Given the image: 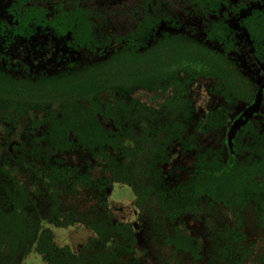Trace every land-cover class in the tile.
<instances>
[{
  "label": "flooded vegetation",
  "instance_id": "af4514ba",
  "mask_svg": "<svg viewBox=\"0 0 264 264\" xmlns=\"http://www.w3.org/2000/svg\"><path fill=\"white\" fill-rule=\"evenodd\" d=\"M136 1L0 0L5 232L22 220L37 237L23 263L31 253L48 263L35 249L45 230L56 264H209L216 253L264 264V0H208V52L222 60L208 76L195 56L157 62L150 45L157 31L147 47L112 39L89 48L74 46L72 31L52 30L55 6L78 4L108 9L107 17L89 16L91 30L100 22L101 36L106 24L125 34L131 21L123 12ZM173 3L183 10L186 1ZM25 6L45 15H27ZM197 11L179 15L180 26L163 20L160 27L206 38ZM247 19L261 23L255 36ZM212 21L228 30L224 41L209 38ZM119 52L146 54L123 69H145L138 74L145 77L121 81L128 75L120 72L107 91L106 61L124 58ZM192 174L196 187L208 181V192L198 189L195 206L186 207L188 193L174 188ZM219 181H237L239 189H213ZM65 231L62 244L56 232Z\"/></svg>",
  "mask_w": 264,
  "mask_h": 264
},
{
  "label": "trees",
  "instance_id": "16d2710c",
  "mask_svg": "<svg viewBox=\"0 0 264 264\" xmlns=\"http://www.w3.org/2000/svg\"><path fill=\"white\" fill-rule=\"evenodd\" d=\"M186 3L182 5L183 10H177L174 7L173 0H137L132 7L126 8L123 14H126L131 23L128 27L125 34L115 33L114 28H110V24H104L103 26V36L100 33L101 23H97V29L91 30L92 19L89 16H99L107 17L108 9L105 8L103 12L100 10H91L86 6H80L75 4L63 5L58 4L55 7L52 17V30L57 33H65L72 31V39L75 41L74 46H88L89 48H104L109 45L112 39L115 42L123 41V47L125 48H137V47H147L153 46L156 48L154 51L155 58H158L160 64H163L165 61L171 60L179 64H182L185 59L196 57L195 63L199 65V73L201 75L208 76V66L221 70L222 60L217 58L216 55L208 52V0H185ZM203 17V20L206 22L205 31L207 33L206 38L201 40H196L193 37L189 38L183 31L170 33L166 28L160 27L161 21H166L168 23L179 24L177 17L179 15L190 14L193 15L194 12ZM25 14L27 15H38L44 16L45 11L42 8H37L35 6L26 7ZM250 24L247 27L248 30L254 35L255 32L259 30V25L261 23H254L251 19ZM105 23V22H104ZM221 21H212V28L209 31V38L224 41V33L228 30L223 28ZM115 27V25L111 26ZM157 31V34L154 35L152 43L149 45V38ZM162 32L160 35L159 33ZM255 36V35H254ZM258 41L260 40L257 37ZM188 49V50H185ZM121 57L118 61L115 59V55H112L110 60L106 61L105 76H104V87L105 90L109 91L112 88L113 80L117 78L118 73L124 72L127 74L126 77H121L122 80H133L139 81L140 78H144L145 75L139 76L138 74L146 72L145 69L139 67L135 68L138 72L137 74H129L131 71L123 70L129 64H134L135 62H145L146 54L136 53L134 55H126L123 52H119ZM127 57H132L131 59ZM155 62V61H154ZM162 68L159 66H154L153 71L158 76L162 74ZM155 74L152 77H155ZM187 108H185L186 110ZM203 173H207V170H203ZM177 188H174L175 191H185L188 193L184 196L186 207L195 206V193L200 191L208 192V181H202L200 187H196V184L193 181V174L188 176L186 179H183L178 184ZM221 185V190L224 192L228 191H237L239 189L237 181L235 182H226L220 184L219 182H213V189L218 188ZM223 201L225 205L229 207L236 206L230 201V198H214ZM237 201V198H235ZM170 205H177L176 202L169 203ZM1 214V209H0ZM27 224L22 220L14 221L13 225L9 228L10 231L6 234L5 226L3 224L2 218L0 217V264H24L22 262L24 255L30 250L31 243L34 240L33 236L27 234ZM7 235V236H6ZM29 237V238H28ZM28 238L29 245L26 244ZM47 231L41 232L39 241L35 246L36 251L42 253L44 258L49 264H56L52 260V256L47 252L49 242ZM47 242V243H46ZM224 246V245H223ZM221 245H217V250L223 248ZM52 248H55V245L52 244ZM215 248V249H216ZM229 247H225L224 251H227ZM223 253H216L213 257L210 256L209 264H240V261L234 255V257H224ZM206 255V254H205ZM208 258V254L206 255ZM64 264V263H63Z\"/></svg>",
  "mask_w": 264,
  "mask_h": 264
},
{
  "label": "rangeland",
  "instance_id": "374dc122",
  "mask_svg": "<svg viewBox=\"0 0 264 264\" xmlns=\"http://www.w3.org/2000/svg\"><path fill=\"white\" fill-rule=\"evenodd\" d=\"M104 1H108V0H104ZM111 2V4L115 3H120V4H131L134 0H109ZM114 6V5H112ZM121 20V19H120ZM122 21V20H121ZM200 93H202L200 91ZM202 94H201V98H202ZM200 227V226H199ZM202 228V226L200 227ZM66 231L65 232H56V239L59 240L62 244H64L66 242ZM24 264H48L46 263L43 258L35 253H31L29 254V256L25 259Z\"/></svg>",
  "mask_w": 264,
  "mask_h": 264
},
{
  "label": "water",
  "instance_id": "95a60500",
  "mask_svg": "<svg viewBox=\"0 0 264 264\" xmlns=\"http://www.w3.org/2000/svg\"><path fill=\"white\" fill-rule=\"evenodd\" d=\"M258 105H259V100H257V102L254 104L253 107H255V109H257Z\"/></svg>",
  "mask_w": 264,
  "mask_h": 264
}]
</instances>
